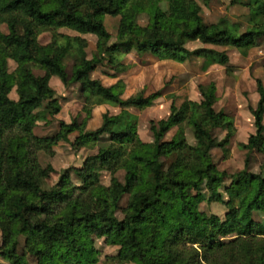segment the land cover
I'll list each match as a JSON object with an SVG mask.
<instances>
[{
  "label": "trees",
  "instance_id": "obj_1",
  "mask_svg": "<svg viewBox=\"0 0 264 264\" xmlns=\"http://www.w3.org/2000/svg\"><path fill=\"white\" fill-rule=\"evenodd\" d=\"M164 12L159 0H0V258L9 264H28L18 254V238L24 237L27 253L37 264H96L95 239H104L117 247L113 259L119 264H264V224L253 213L264 216V160L258 173L244 169L233 174L219 171L211 151L226 146L235 134L233 118L216 112V87H199L201 101L173 103L166 119L151 123L152 143L142 142L136 131V117L125 108H147L159 96L139 94L121 99L124 86L118 81L105 87L91 79L101 59H88L87 42L69 36L94 35L100 55L109 65L120 68L115 57L121 50L149 54L158 60L179 64L202 58L201 69L212 65L233 67L225 52L199 48L190 51L187 42L230 47L241 55L258 46L264 38V0H233L248 10L247 27L221 20L207 24L195 0H170ZM148 15V24L129 21L118 28L116 43L109 45L104 16L116 17L130 7ZM50 34L47 44L39 36ZM72 60L68 75L65 61ZM8 61L16 68L10 72ZM33 69L43 72L33 74ZM56 77L64 87L78 84L90 108L111 105L122 108L118 115L104 114L94 131L83 132L75 122L59 123V131L50 137H38L37 123H51L60 105L49 81ZM259 96L250 109L254 133L238 148L247 155L264 157V82L255 80ZM15 89L17 100L9 97ZM87 115L90 109L84 107ZM187 122L195 145L188 144L179 129ZM178 127L170 141L165 134ZM223 129L222 140L213 131ZM78 132L71 143L82 148L107 136L108 145L73 170L79 184L74 185L64 172L52 187L45 180L53 172L51 165L41 167L37 153L52 156L59 142ZM170 159L164 170V159ZM110 172L108 186L99 182L97 170ZM124 171L123 182L115 178ZM228 180L223 194L219 188ZM195 192L188 196L187 190ZM220 203L226 209L221 219L207 215L198 205ZM126 197L125 206L121 201ZM1 264V263H0Z\"/></svg>",
  "mask_w": 264,
  "mask_h": 264
},
{
  "label": "rangeland",
  "instance_id": "obj_2",
  "mask_svg": "<svg viewBox=\"0 0 264 264\" xmlns=\"http://www.w3.org/2000/svg\"><path fill=\"white\" fill-rule=\"evenodd\" d=\"M195 1L201 7L200 14L205 23L213 24L225 20L228 23L238 24L239 33L245 31L248 14V10L245 7L233 4V0ZM170 4V0H159V6L164 12L169 11ZM129 21H134L137 25L143 27L148 24V15L137 7L130 6L119 16H104L103 23L107 32L110 34L109 45H114L116 43L118 28ZM0 30L7 33V29L4 25L0 27ZM59 31L65 35L79 36L87 42L85 48L87 58L101 59V62L96 65L94 71L90 74L91 79L99 80L105 87H110L118 81H121L124 86L123 93L120 96L121 99L125 100L139 94H143L144 97H147L154 93H159V96L153 101L150 107L125 108L128 113L136 117V131L142 142H153L151 123L156 125L160 120L166 119L170 113V106L172 103L176 107H180V105L187 100L199 103L202 99L199 87L207 88L210 83H214L217 90V102L214 105V109L216 112L223 111L225 114L231 116L236 130L230 143L226 146V152H223L219 148H215L211 151L214 165L219 171L233 174L244 169L245 160L248 157L249 172H259V166L263 162L264 157L256 152L247 155L246 151L238 148L239 143H245L248 136L254 133L253 117L250 113V109L256 106L251 101V96H247V92L242 96L240 94L241 90L234 88L232 82L233 78L235 81H243L240 74L232 78L230 74L231 71L227 72L225 67L219 65H212L206 71H203L201 69L203 64L202 58H192L185 63L179 64L169 60H158L149 54H137L134 51L126 53L123 50L115 56L117 62L120 63V68H115L108 64L107 59H105L106 57L103 58L100 55L96 47L97 38L94 35H78L67 29H61ZM38 40L43 45L47 44L50 40V34H42L39 36ZM260 44L261 45L251 48L249 51L247 50L249 53L247 59L245 56H241L238 50L230 47L224 48L202 45L197 41L187 42L185 47L190 51L206 48L217 52H225L229 58V62H235L239 67H244L245 64H251V72L258 70L261 72V78H264V40H261ZM64 65L68 75H70L72 60L66 59ZM8 67L9 71L12 72L16 68V65L12 61H8ZM33 74L42 76L43 72L33 69ZM251 77L253 78L252 75ZM49 85L56 93V99L60 105V112L51 123H37L33 132L38 137H50L55 135L59 131L60 122L66 124L75 122L77 125H81L83 132L94 131L100 126L104 114L118 115L122 110L120 107L107 104L94 105L90 108V103L85 101L78 84H71L68 87H64L56 77H52L49 81ZM9 97L13 100H17L15 89L10 92ZM243 98H246L247 102H245ZM84 107L90 109L89 115H87ZM178 127L184 132L188 144L195 145L191 127L187 122L182 123ZM178 127L170 129L163 137V141H170L175 135ZM225 135L226 131L223 129L213 131V136L219 141L222 140ZM77 136L78 132L69 134V142H59L53 147L54 154L52 156L44 152L37 153L38 162L41 167L51 165L53 168V172L50 173L49 178L45 180L46 187L55 185L59 177L66 171H70L69 176L71 182L74 185L79 184L73 170L81 169L86 160L95 156L101 148L107 146L109 143L107 136H101L96 143L77 149L71 145ZM163 161V169L165 170L170 164V159L166 158ZM97 171L99 182L102 185L108 186L111 179L110 172L105 169ZM114 176L120 182H123L124 171L118 170ZM228 184L229 181L226 180L219 188V191L224 197L223 190ZM187 194L188 196H192L195 192L189 189L187 190ZM202 195L205 200L199 203V210L207 215H217L222 219L226 212L225 207L220 203L206 202L208 193L204 189L202 190ZM125 203L126 197L121 201V207L125 206ZM252 217L255 221L264 224V216L261 214L253 213ZM94 248L97 254L96 264H119L113 259L117 254V247L106 245L104 239H95ZM17 252L25 258L28 264H37L36 259L27 253L24 237L18 238ZM0 263L9 264L1 258Z\"/></svg>",
  "mask_w": 264,
  "mask_h": 264
},
{
  "label": "crops",
  "instance_id": "obj_3",
  "mask_svg": "<svg viewBox=\"0 0 264 264\" xmlns=\"http://www.w3.org/2000/svg\"><path fill=\"white\" fill-rule=\"evenodd\" d=\"M247 13H248V11H247ZM261 40H264V38L261 39ZM261 40L258 41V45H261L260 44ZM248 51H246V55H244L246 59L248 58V54H249ZM238 53L241 55V53L239 51H238ZM241 56H243V55H241ZM230 64L233 67L230 70L231 71L230 74H231L232 78L235 77V76H237V74H240V77L243 78V81L242 80L235 81L234 78L232 79V82L234 84L233 85L234 88L240 89L241 90V93L240 94L242 96H244L245 92H247V96H251L250 97L251 101L253 102V104L256 105L257 102H258L259 96H258L257 91H256V83H255V80L256 79H259L262 82H264V78L263 77L261 78V76H260L261 72L258 71V70L255 71V72H251V70H250L251 64H245L244 67H241V66L239 67V65L237 63L231 62V61H230ZM251 75L253 76V78L251 77ZM243 100H245V102H247V99L246 98H243Z\"/></svg>",
  "mask_w": 264,
  "mask_h": 264
}]
</instances>
